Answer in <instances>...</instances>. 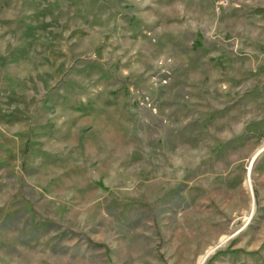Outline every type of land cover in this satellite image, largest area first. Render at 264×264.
<instances>
[{"label":"rangeland","instance_id":"374dc122","mask_svg":"<svg viewBox=\"0 0 264 264\" xmlns=\"http://www.w3.org/2000/svg\"><path fill=\"white\" fill-rule=\"evenodd\" d=\"M0 264H264V0H0Z\"/></svg>","mask_w":264,"mask_h":264},{"label":"bare ground","instance_id":"6f19581e","mask_svg":"<svg viewBox=\"0 0 264 264\" xmlns=\"http://www.w3.org/2000/svg\"><path fill=\"white\" fill-rule=\"evenodd\" d=\"M203 260H204V258L202 259V261H201V262H203Z\"/></svg>","mask_w":264,"mask_h":264}]
</instances>
